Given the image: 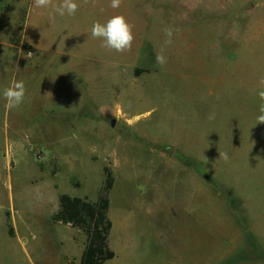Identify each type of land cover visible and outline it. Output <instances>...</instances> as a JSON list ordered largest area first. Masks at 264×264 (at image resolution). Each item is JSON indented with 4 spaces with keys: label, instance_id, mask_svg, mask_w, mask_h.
I'll return each instance as SVG.
<instances>
[{
    "label": "rangeland",
    "instance_id": "1",
    "mask_svg": "<svg viewBox=\"0 0 264 264\" xmlns=\"http://www.w3.org/2000/svg\"><path fill=\"white\" fill-rule=\"evenodd\" d=\"M76 2L53 23L0 0V214L34 263L80 264L87 235L56 220L60 197L96 203L108 169L104 264H264V0ZM114 15L133 25L124 53L91 37ZM14 80L26 96L9 111Z\"/></svg>",
    "mask_w": 264,
    "mask_h": 264
},
{
    "label": "clouds",
    "instance_id": "2",
    "mask_svg": "<svg viewBox=\"0 0 264 264\" xmlns=\"http://www.w3.org/2000/svg\"><path fill=\"white\" fill-rule=\"evenodd\" d=\"M122 0H111L110 7L119 8ZM33 8L44 9L51 7L54 15L49 16L51 22H55L56 17L75 16L80 5L76 0H62L59 4H54L53 0H33ZM165 44L171 45L173 42V32L171 29L165 30ZM91 37L100 40L101 47L124 53L129 51L135 39L133 33V25H131L124 15H114L106 22L95 21L91 27ZM156 63L164 66L167 63V58L163 54V49L157 53ZM260 84L264 86V77L260 79ZM26 96V87L22 80H14L9 86L3 90V98L6 101V108L9 111L18 109L24 102ZM261 101H264V87L258 92ZM260 115L257 116V124L264 123V103L260 106ZM210 119L214 116L209 117Z\"/></svg>",
    "mask_w": 264,
    "mask_h": 264
},
{
    "label": "trees",
    "instance_id": "3",
    "mask_svg": "<svg viewBox=\"0 0 264 264\" xmlns=\"http://www.w3.org/2000/svg\"><path fill=\"white\" fill-rule=\"evenodd\" d=\"M113 188V179L106 169L105 189L96 203L68 195L60 197V208L56 220L70 224L87 235V245L80 264H104L115 258L109 246V236L113 223L109 217V192Z\"/></svg>",
    "mask_w": 264,
    "mask_h": 264
},
{
    "label": "crops",
    "instance_id": "4",
    "mask_svg": "<svg viewBox=\"0 0 264 264\" xmlns=\"http://www.w3.org/2000/svg\"><path fill=\"white\" fill-rule=\"evenodd\" d=\"M1 225L4 230H0V264H42L40 253H36V263L30 252V239L24 229L17 226L16 216L9 218L7 214H0ZM11 222H13L11 226ZM13 228L10 229V228ZM34 249V245H32ZM41 255V256H40Z\"/></svg>",
    "mask_w": 264,
    "mask_h": 264
},
{
    "label": "water",
    "instance_id": "5",
    "mask_svg": "<svg viewBox=\"0 0 264 264\" xmlns=\"http://www.w3.org/2000/svg\"><path fill=\"white\" fill-rule=\"evenodd\" d=\"M111 125H112L113 127L115 126V121H114V120L112 121Z\"/></svg>",
    "mask_w": 264,
    "mask_h": 264
}]
</instances>
